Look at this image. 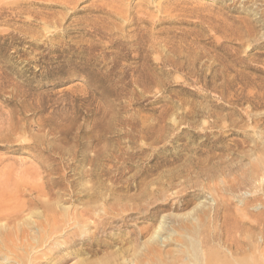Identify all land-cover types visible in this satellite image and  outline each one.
I'll list each match as a JSON object with an SVG mask.
<instances>
[{"label": "rangeland", "instance_id": "rangeland-1", "mask_svg": "<svg viewBox=\"0 0 264 264\" xmlns=\"http://www.w3.org/2000/svg\"><path fill=\"white\" fill-rule=\"evenodd\" d=\"M41 13L53 22L41 24ZM256 159L264 0H0V211L47 187L56 195L40 200L67 212L88 207L93 185H107L108 205L118 204L112 189L140 207L133 196L151 190L153 215L143 208L106 233L122 240L153 227L157 250L179 261L192 235L224 256L219 237L240 235L251 261L264 255V179L246 177ZM34 207L22 213L30 224L42 216ZM147 237L65 264H102L110 253L131 264Z\"/></svg>", "mask_w": 264, "mask_h": 264}, {"label": "bare ground", "instance_id": "bare-ground-1", "mask_svg": "<svg viewBox=\"0 0 264 264\" xmlns=\"http://www.w3.org/2000/svg\"><path fill=\"white\" fill-rule=\"evenodd\" d=\"M42 13H41V16H38L39 14L37 16L40 22H42L41 24H44L45 26H47L49 25L52 17H50L48 13H44V14ZM54 15L55 13L53 14V16ZM53 18H55V16ZM52 22L53 21H51V23ZM252 165H253V167L251 168L252 170L250 171V173H248L246 177L249 176L251 180H255V181L258 180L260 177L264 179V160L263 159L253 160ZM101 185L102 186L97 187V188L95 187L96 185L95 186L93 185L94 188H91L89 190L87 189L88 194L86 196L88 197V201L85 202V204L87 203L86 205L88 207H83L80 209L76 208L72 212H67L69 208L68 209L63 208L64 210L63 209L57 210L58 208H55V206L49 204V202L40 200L41 197L43 198L47 197L48 194L52 193L51 191H49L48 187L46 189L43 188L44 190L42 189L41 191H39L40 198L38 197L37 198L38 200L33 202L35 203V205L39 206L42 209V213H39L40 215L42 214V216L40 217L37 214L39 216L38 217L39 221H35L33 224H30L22 216L23 212H28L27 214L34 216V214H32V211H31L33 208L35 209L34 207L35 205L33 203H31L30 205L28 204L27 206L26 204H19V203L15 205L12 204L13 207H9V208L7 207L8 204L7 205L5 204L7 208L0 211V222L3 220L5 221L4 223H2L3 225L0 224V260H1L0 264H65L69 261L68 259L69 255H74L75 257L76 256L79 257L84 254L85 255L93 254L94 256L108 249L111 245H114V243L115 244L116 243H131V242H128V239L131 236L134 237L133 243H134V246L137 247L138 238L142 237L144 234L146 237L149 235L147 237V240L143 244L144 247L142 246L144 250L146 248V251L144 254H138L134 249L133 253L130 254L131 259L129 263L131 264H144L146 260H148V262L151 261L152 262L151 264H264V255L263 256L261 255L260 258H254L251 261L248 259V257L246 259L243 257L244 253L247 252V249L243 250V246L244 245L248 246V245L246 244V242L244 243L242 241V238L240 235L239 236L233 235L229 237L227 235L225 236L223 235L222 238L219 237L221 240H223L224 246L226 244L225 248H228L227 249L228 252L226 256H224L225 253L223 255H220L221 253L218 252L219 250L216 252L215 250H211V248L208 250L204 249L205 248L204 246L208 245L207 243H209L210 241L209 239H207L206 237H203L197 240L195 239L197 235L194 238L193 235L191 234L192 236L189 237L190 240L189 241L186 240V242L182 243V246L184 248L183 257H185V259L181 261H179L180 259L178 258V255H175L174 257L169 252L168 254L164 253L165 255L163 256L162 251L157 250V246L160 245L159 236L161 237V235L158 236V232L153 231V227L149 226V227H146L145 229L133 230L134 232L128 233L126 235L127 237L122 240L114 238L112 237L111 234L106 233L107 226L114 225V227L112 228L115 229L116 226L114 223H117V224L121 223L122 228L126 227L128 222H131V221L133 222L138 219V217L137 219L136 217L132 218L133 216L143 215L145 213V211L144 212L141 211L143 208H145V210L147 209L146 210V212L148 211L147 214L149 215L154 214L152 212L153 210L151 211V209L154 208L152 206H155V203H152L151 200L154 197L152 196L153 195L152 193H156V192H152L151 190L146 192L144 190L145 193H141L143 191L141 190L139 195L133 196L135 197V200H139V201L144 200L143 202H145L146 206H141L142 207L141 208L139 206L140 204L134 206V205H130V203L126 201H125L126 203L123 202V200L126 197L122 196V194L121 195L117 194L118 191L115 189H112L111 192H114L112 193V196L114 197L113 201L114 200L117 201L118 204L115 203L112 205H108L109 204L107 203L108 197L106 198V191L108 190V188H106L107 185L106 186L103 184ZM263 187H264V183H263ZM149 192H152V193H149ZM53 194L54 193H52L51 195ZM127 199L130 200L133 198L129 197ZM165 200H166V197H165ZM96 203H98L99 207L98 206L96 207V205L93 206ZM1 204H3L1 206L3 207L5 206L4 203H1ZM148 208L150 209V211ZM149 215H147L144 219H149ZM96 217H98L99 219ZM31 225H33L31 229L34 227V230H35L34 233L32 234L29 233ZM239 227H240L239 225H238V228L235 227L236 229L234 230V232H239L241 234L243 231V228L242 226L240 228ZM89 228H92L93 230L90 232H87ZM157 228H158L157 229L158 231L159 228L161 230L163 227L159 226ZM116 229L118 232H120L119 228H116ZM120 237H122V235H120ZM223 244L221 246H223ZM179 245H181V243ZM138 246L140 247V245ZM44 248L45 249L47 248L49 251L43 253V255L35 254L36 251H38V249L40 251L41 249L43 250ZM66 249L69 252L66 251L67 253H63V250H66ZM248 250H250V246H248ZM127 252L128 251L126 250L121 251L122 255L126 254ZM118 253L116 252L115 254H118ZM239 255H242L243 259L236 258ZM115 256L118 257L117 255H114L111 253L108 255H105V257L103 258L104 261L102 260L104 263L102 262V264H126V262L124 263L123 261H117L119 258H117L116 260ZM2 262H5V263H2ZM100 263L101 261L96 262V263L94 262L87 263L85 260L80 259L75 264H100Z\"/></svg>", "mask_w": 264, "mask_h": 264}]
</instances>
